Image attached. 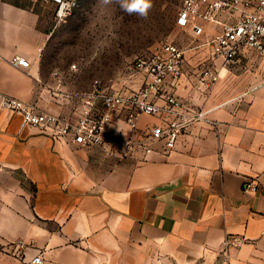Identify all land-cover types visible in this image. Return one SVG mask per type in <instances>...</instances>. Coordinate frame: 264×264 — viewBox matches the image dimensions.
<instances>
[{"label":"crops","instance_id":"obj_1","mask_svg":"<svg viewBox=\"0 0 264 264\" xmlns=\"http://www.w3.org/2000/svg\"><path fill=\"white\" fill-rule=\"evenodd\" d=\"M57 8L0 0L1 92L76 120L96 79L119 91L142 85L137 71L132 88L126 73L111 83L80 51L58 47L75 20L58 19ZM200 25L199 34L183 28L199 42L175 43L185 51L183 75L162 95L206 114L172 149L141 143L174 117L163 96V111L139 114L135 128L131 110L113 111L107 135L119 143L109 147L58 142L0 108V264H28L38 253L43 264H264V52L243 50L229 65L202 44L222 26ZM15 56L31 65H13ZM210 68L220 77L208 88ZM250 180L258 192L243 190ZM232 238L244 242L227 245Z\"/></svg>","mask_w":264,"mask_h":264},{"label":"built area","instance_id":"obj_2","mask_svg":"<svg viewBox=\"0 0 264 264\" xmlns=\"http://www.w3.org/2000/svg\"><path fill=\"white\" fill-rule=\"evenodd\" d=\"M58 5L56 15L63 19L78 7V0H52ZM226 13L228 21L221 22L219 16ZM215 22L222 28L208 40L215 58L223 59L227 64L234 65L239 61L243 50L264 52V0H184L178 12L177 25L192 28L197 34L202 32L200 23ZM185 51L173 42L158 46L152 54L138 58L136 70L144 76L143 84L129 91H119L112 86L94 81L92 89L86 93L85 109L76 120H67L59 115L42 112L35 106L26 104L14 96L0 91V108L15 112L21 117V128H36L51 136L54 140L64 143H75L84 147L104 146L119 143L109 138L107 128L111 122V113L127 108L130 111L128 121L133 128L137 126L139 114L157 115L163 111L157 103L158 97H165L167 113L174 117L165 124L151 128L147 138L142 141H164L167 149H172L179 136L191 124L204 118L206 112L186 106L173 94H163L169 82H177L183 75ZM11 63L17 67L28 68L30 60L15 56ZM220 77L216 68L204 71L202 82L206 87L214 85ZM161 95V96H160ZM103 110L95 114L98 103ZM181 111H179V110ZM131 141L125 142L127 155L133 150ZM259 184L250 180L244 183L245 192L256 193ZM244 240L232 238L227 245H241ZM28 264H43L41 253L34 255Z\"/></svg>","mask_w":264,"mask_h":264},{"label":"rangeland","instance_id":"obj_3","mask_svg":"<svg viewBox=\"0 0 264 264\" xmlns=\"http://www.w3.org/2000/svg\"><path fill=\"white\" fill-rule=\"evenodd\" d=\"M78 1V7L67 15L75 20L74 24L63 34L58 47L80 51L79 60L90 61L97 73H110L111 83L126 73L128 88H132L138 58L152 54L163 43L193 47L199 42L193 32L177 25L184 0H152L146 20L129 15L115 0L110 4L102 0ZM202 44L211 47L208 41Z\"/></svg>","mask_w":264,"mask_h":264},{"label":"clouds","instance_id":"obj_4","mask_svg":"<svg viewBox=\"0 0 264 264\" xmlns=\"http://www.w3.org/2000/svg\"><path fill=\"white\" fill-rule=\"evenodd\" d=\"M105 4H110L113 0H102ZM123 11L129 15H137L139 18L146 20L152 9V0H115Z\"/></svg>","mask_w":264,"mask_h":264}]
</instances>
